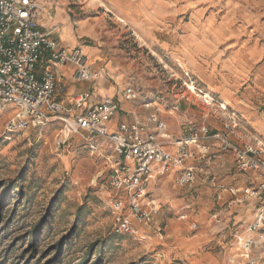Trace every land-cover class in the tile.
<instances>
[{
    "label": "rangeland",
    "instance_id": "1",
    "mask_svg": "<svg viewBox=\"0 0 264 264\" xmlns=\"http://www.w3.org/2000/svg\"><path fill=\"white\" fill-rule=\"evenodd\" d=\"M66 7L74 48L104 69L91 83L112 86L118 105L141 108L138 120L158 113L172 140L191 127L222 134L235 122L240 140L264 147V0H68ZM128 88L138 97L127 98ZM12 115L0 109V264H251L243 242L264 199L246 198V190L264 174L240 170L220 142L209 140L208 155L186 162L193 182L181 184L177 167L154 177L148 192L159 213L140 224L112 207L127 194L111 182L107 146L92 152L84 132L66 135L60 118L8 136ZM126 218L135 235L119 230Z\"/></svg>",
    "mask_w": 264,
    "mask_h": 264
},
{
    "label": "built area",
    "instance_id": "2",
    "mask_svg": "<svg viewBox=\"0 0 264 264\" xmlns=\"http://www.w3.org/2000/svg\"><path fill=\"white\" fill-rule=\"evenodd\" d=\"M42 10L39 0H0V109L11 107L13 112L6 126L8 136L42 128L60 118L66 135L84 132L92 152L100 145L107 146L111 182L118 192L124 190L127 194L125 204L115 198L112 207L125 213L122 218L131 217L140 224L151 222L159 213V205L148 192L154 177L177 167L181 184L193 182L195 167L186 162L208 155L210 141H218L224 150L233 151L240 170L264 174V147L240 140L242 135L235 122L227 124L228 131L222 134H208L206 129L200 134L191 127L188 134L172 140L167 135L166 121L158 113H152L144 122H121L111 130L110 123L119 109L113 97L95 98L90 90L81 91L71 105L64 104L58 99L62 94L58 83L62 66L72 67L75 81L90 83L97 82L104 69H93L82 48L66 49L54 32L45 31L40 23ZM138 95L134 89H127V98ZM65 142L60 138L57 146ZM248 197L264 199V179L256 188L246 190ZM256 213L247 227L243 248L251 264H264V202ZM118 228L123 233L136 234L128 218L122 219Z\"/></svg>",
    "mask_w": 264,
    "mask_h": 264
},
{
    "label": "crops",
    "instance_id": "3",
    "mask_svg": "<svg viewBox=\"0 0 264 264\" xmlns=\"http://www.w3.org/2000/svg\"><path fill=\"white\" fill-rule=\"evenodd\" d=\"M43 10L40 18V23L45 31L54 32L61 39L60 42L63 45H66L68 49H72L77 46V38L74 34V27L71 22L70 14L67 12V3L68 0H39ZM84 53L86 50H83ZM67 67L70 69L72 74V67L68 64L62 66L58 83L59 88L62 92L61 96L64 100V104H68L67 100L73 98L81 91L93 90L94 97L110 96L115 95V89L112 86L93 85L92 83L87 82L83 84H76L77 81L72 80L71 74L63 73L64 68ZM66 93V99L64 98ZM136 108V109H135ZM142 111L141 108L128 103L125 106L122 104L119 105V109L110 123L111 130H115L119 123L138 120V113Z\"/></svg>",
    "mask_w": 264,
    "mask_h": 264
},
{
    "label": "bare ground",
    "instance_id": "4",
    "mask_svg": "<svg viewBox=\"0 0 264 264\" xmlns=\"http://www.w3.org/2000/svg\"><path fill=\"white\" fill-rule=\"evenodd\" d=\"M192 89H194V87H192ZM226 107V106H225Z\"/></svg>",
    "mask_w": 264,
    "mask_h": 264
}]
</instances>
